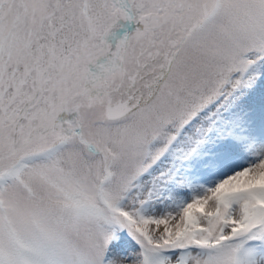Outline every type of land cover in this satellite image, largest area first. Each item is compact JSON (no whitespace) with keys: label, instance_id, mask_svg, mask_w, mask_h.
Returning <instances> with one entry per match:
<instances>
[{"label":"snow or ice","instance_id":"obj_1","mask_svg":"<svg viewBox=\"0 0 264 264\" xmlns=\"http://www.w3.org/2000/svg\"><path fill=\"white\" fill-rule=\"evenodd\" d=\"M0 264H264V0H0Z\"/></svg>","mask_w":264,"mask_h":264}]
</instances>
